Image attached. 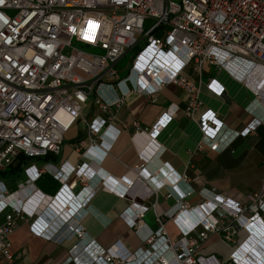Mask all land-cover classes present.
<instances>
[{"label": "built area", "instance_id": "obj_1", "mask_svg": "<svg viewBox=\"0 0 264 264\" xmlns=\"http://www.w3.org/2000/svg\"><path fill=\"white\" fill-rule=\"evenodd\" d=\"M148 21H153L149 27ZM84 47L103 54H90L81 49ZM133 50L137 52L131 65L120 68V61ZM206 63L227 71L252 94L253 100L246 109L252 119L243 129L230 130L211 112L196 117L203 105L200 85L182 73L192 66L201 74ZM168 85L181 88L188 96L184 114L203 133L199 149L223 153L239 138L255 134L264 126V0L0 2V170L13 167L22 157L32 161L24 167V178L14 191L0 180V218H4L0 226V260L13 263L9 237L22 224L36 218L43 205L56 218L51 224L58 221L60 231L68 228L66 241L85 238L80 220L89 213L86 206L93 194L74 211L61 207L53 197L42 195L36 200L40 194L37 183L43 173L52 171L61 179L69 178L52 164L40 169L36 162L60 156L65 135L83 120L84 110L90 105L108 114L109 119L97 118L88 128L89 146L80 144L79 149L88 153L100 148L105 155L112 144L105 139L108 133L102 131L115 119L113 110L132 93L154 99ZM208 86L218 96L224 92L215 80ZM176 111L161 118L151 133L153 137L165 129ZM107 129L109 132L112 127ZM149 135L148 130L138 128L135 138ZM115 136L112 132V142ZM88 168L83 165L76 171L68 167L67 174L75 173L85 184ZM146 171L147 168H140L139 174ZM160 176L157 188H170L171 195L175 193L178 198L173 210L157 219L160 228L153 232L141 226L140 220L148 212L144 206L132 205L123 215L137 229L148 250L131 254L120 242L109 250H102L95 243L79 244L71 250L69 262L223 264L216 257L198 252L211 235L225 233V240L233 242L240 229L264 231V187L249 196L245 204L209 192L215 202L206 197L202 205L187 211V216L196 218L189 222L181 214L188 209L185 199L195 191L182 192L176 184L185 179L172 181L171 171L161 169ZM147 178L155 184L150 173ZM129 182L127 188L122 187L124 193L133 187V182ZM164 218L177 226V241L167 234ZM36 224L37 221L32 225L35 234L56 241ZM239 252L226 264H264L262 257H241Z\"/></svg>", "mask_w": 264, "mask_h": 264}, {"label": "crops", "instance_id": "obj_2", "mask_svg": "<svg viewBox=\"0 0 264 264\" xmlns=\"http://www.w3.org/2000/svg\"><path fill=\"white\" fill-rule=\"evenodd\" d=\"M182 74L200 85L203 105L197 118L211 112L233 131H239L250 123L252 117L246 109L253 96L244 84L233 79L227 71L206 63L201 74L194 71L192 66L185 68ZM213 80L223 88L221 96L209 88L208 85ZM187 99L184 90L174 85L166 86L154 99L141 94H130L122 105L113 110L115 119L102 131L103 134L108 133L105 139L112 144L105 155L100 148L88 153L79 149L80 144H90L89 126L97 118L109 119V115L97 107L87 106L83 120L65 135L60 156L36 162L40 169L46 164H52L69 177L65 180L57 172L43 173L37 183L40 194L36 200H40L42 195L53 197L61 207L74 211L79 208L83 199L93 194L86 206L89 207V213L80 220L85 238L66 241L68 228L60 231L58 221L51 224L52 219L56 218L46 210L47 205H43L36 218L22 224L9 237L12 264H75L69 262L70 252L79 244L85 246L95 243L102 250H109L120 242L131 254L148 250L149 247L143 243L137 229L131 227L129 220L123 215L132 205L144 206L148 212L140 220L141 226L153 232L160 228L157 219L173 210L178 201L175 193L171 195L170 188H157L159 177H162L161 169L172 172V181L185 179L176 184L182 192L192 189L195 191L185 199L188 209L181 214L189 222L196 221V218L187 216V211L202 205L206 197L215 202L209 192H214L222 199L243 204L249 196L260 192L264 187V126L248 138H239L223 153L213 152L208 148L199 149L203 133L199 125L184 114ZM174 111L176 113L165 129L153 137L151 133L161 118ZM108 126L112 127L109 132ZM138 128L148 130L149 138H135ZM112 132L117 135L113 142ZM83 165H89L85 184L75 173L67 174L68 167L77 171ZM140 168H147L144 175L139 174ZM148 173L151 179H155V184L147 181ZM23 178L22 174L19 182ZM128 181L133 182V187L124 193L122 187L127 188ZM7 185L10 190L17 187V183ZM36 221V225L47 230L46 233L53 235L56 241L46 240L35 234L32 225ZM3 223L4 218L0 226ZM164 226L167 234L177 241L180 232L173 221L165 219ZM261 236H264L262 229L253 233L240 229L231 242L225 240V233L213 234L201 244L198 252L205 257H216L223 264L228 263L238 250L241 257L249 255L264 258V244L261 241L264 237ZM260 244L263 248L259 247ZM1 262L8 264L4 260Z\"/></svg>", "mask_w": 264, "mask_h": 264}, {"label": "trees", "instance_id": "obj_3", "mask_svg": "<svg viewBox=\"0 0 264 264\" xmlns=\"http://www.w3.org/2000/svg\"><path fill=\"white\" fill-rule=\"evenodd\" d=\"M50 158L51 156L45 158V160ZM31 162V160L26 158H20V160L13 167L6 170H0V180L9 184L18 183L22 177L24 167Z\"/></svg>", "mask_w": 264, "mask_h": 264}, {"label": "rangeland", "instance_id": "obj_4", "mask_svg": "<svg viewBox=\"0 0 264 264\" xmlns=\"http://www.w3.org/2000/svg\"><path fill=\"white\" fill-rule=\"evenodd\" d=\"M153 24V21H148L147 22V26H151ZM85 51H87L88 53L90 54H93V55H102L103 52L101 50H93V49H90V48H87V47H84V48H81ZM136 50H133L131 52H129L121 61H120V64H119V67L122 68V69H127V67H129L131 65V62L136 54ZM125 75V74H124ZM123 76V75H122ZM3 221V217L0 218V222ZM1 261L3 260H0V264H3Z\"/></svg>", "mask_w": 264, "mask_h": 264}, {"label": "snow or ice", "instance_id": "obj_5", "mask_svg": "<svg viewBox=\"0 0 264 264\" xmlns=\"http://www.w3.org/2000/svg\"><path fill=\"white\" fill-rule=\"evenodd\" d=\"M0 2H2V0H0ZM210 115V114H209ZM166 119V118H165Z\"/></svg>", "mask_w": 264, "mask_h": 264}, {"label": "bare ground", "instance_id": "obj_6", "mask_svg": "<svg viewBox=\"0 0 264 264\" xmlns=\"http://www.w3.org/2000/svg\"><path fill=\"white\" fill-rule=\"evenodd\" d=\"M46 226H48V224Z\"/></svg>", "mask_w": 264, "mask_h": 264}]
</instances>
